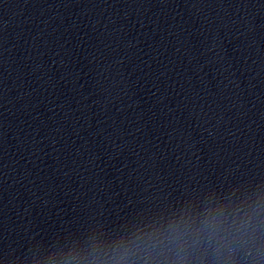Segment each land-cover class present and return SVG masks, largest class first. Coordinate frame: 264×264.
<instances>
[{
	"label": "clouds",
	"instance_id": "clouds-1",
	"mask_svg": "<svg viewBox=\"0 0 264 264\" xmlns=\"http://www.w3.org/2000/svg\"><path fill=\"white\" fill-rule=\"evenodd\" d=\"M260 199L264 200V197ZM261 211L264 206L260 203L250 210L237 206L230 220L224 206L207 207L203 212H197L194 206L188 205L180 209L178 216L174 214L167 225L166 235L159 233L158 229L153 233L154 236L164 235L166 243L153 241L136 244L135 248L136 251L143 250L148 258H162L165 262L171 253L172 264H187L196 252L200 253L197 259L201 264L209 254L214 261H223V264H238V254L244 264H264ZM152 253H156L155 257ZM134 255L131 248L123 247L116 258L117 264Z\"/></svg>",
	"mask_w": 264,
	"mask_h": 264
}]
</instances>
